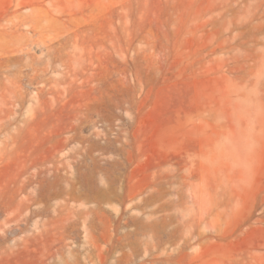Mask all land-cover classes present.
<instances>
[{
  "label": "rangeland",
  "instance_id": "1",
  "mask_svg": "<svg viewBox=\"0 0 264 264\" xmlns=\"http://www.w3.org/2000/svg\"><path fill=\"white\" fill-rule=\"evenodd\" d=\"M73 253L264 264V0H0V264Z\"/></svg>",
  "mask_w": 264,
  "mask_h": 264
},
{
  "label": "bare ground",
  "instance_id": "2",
  "mask_svg": "<svg viewBox=\"0 0 264 264\" xmlns=\"http://www.w3.org/2000/svg\"><path fill=\"white\" fill-rule=\"evenodd\" d=\"M36 203H37V200L32 199L29 195L22 196L20 199H18L17 204L14 207V209H12V211H10V212L8 211L6 213V216L4 217V220L1 224L6 225L7 223H9L11 221L14 222V221H18V220L23 219L25 217L26 211L31 210V206L33 204H36ZM5 210L7 211L8 209H5ZM82 256L84 257V255H82ZM87 259H88V257H87ZM84 262H86V261L83 260V263ZM65 264H79V260L77 258V255L75 253H73V257H72L71 261H65Z\"/></svg>",
  "mask_w": 264,
  "mask_h": 264
}]
</instances>
